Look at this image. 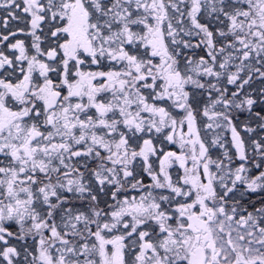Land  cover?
I'll return each instance as SVG.
<instances>
[{
  "label": "snow or ice",
  "instance_id": "snow-or-ice-1",
  "mask_svg": "<svg viewBox=\"0 0 264 264\" xmlns=\"http://www.w3.org/2000/svg\"><path fill=\"white\" fill-rule=\"evenodd\" d=\"M0 264H264V0H0Z\"/></svg>",
  "mask_w": 264,
  "mask_h": 264
}]
</instances>
